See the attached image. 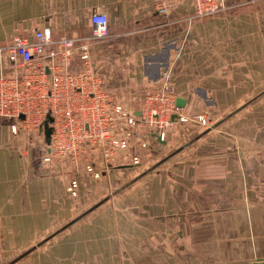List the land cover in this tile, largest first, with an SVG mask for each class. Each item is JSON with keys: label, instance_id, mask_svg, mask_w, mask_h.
Masks as SVG:
<instances>
[{"label": "crops", "instance_id": "crops-1", "mask_svg": "<svg viewBox=\"0 0 264 264\" xmlns=\"http://www.w3.org/2000/svg\"><path fill=\"white\" fill-rule=\"evenodd\" d=\"M161 4L165 13L157 11ZM97 6L108 17L103 49L137 95L156 90L167 76L185 99L184 112L210 108L222 116L211 131L197 128L182 152L162 154L141 180H127V195L119 191L112 202L89 199L98 185L87 173L77 197L67 194L68 169L41 166L40 146L24 148L11 119L0 116V264H186L181 237L167 238L169 221L188 220L185 204L196 200L190 207L196 213L227 209L249 186L264 183V0L200 18L192 0H0V45L20 20L50 26L55 38L87 36ZM197 216L223 224L230 243L224 255L234 257L227 264H248L249 226L258 240L263 220ZM153 226L166 231L154 247ZM251 256L264 259V252Z\"/></svg>", "mask_w": 264, "mask_h": 264}, {"label": "built area", "instance_id": "built-area-1", "mask_svg": "<svg viewBox=\"0 0 264 264\" xmlns=\"http://www.w3.org/2000/svg\"><path fill=\"white\" fill-rule=\"evenodd\" d=\"M192 1L193 16L200 18L256 0ZM165 9L161 4L157 11L165 13ZM89 22L87 36L55 38L50 26L20 20L0 45V116L11 119L10 131L23 139L24 148L40 146L41 166L68 169L72 177L64 190L71 197H77L83 174L95 179L109 166L121 164L120 152L130 164L137 163L130 146L148 143L145 134L136 136L140 125L151 130L157 117L164 113L174 117L182 109L176 105L178 94H170L174 89L167 76L159 88L135 99L137 86L127 74L119 73L116 58L103 49L110 38L103 7L93 8ZM196 120L208 122L205 115ZM165 136L161 123L158 137Z\"/></svg>", "mask_w": 264, "mask_h": 264}, {"label": "rangeland", "instance_id": "rangeland-1", "mask_svg": "<svg viewBox=\"0 0 264 264\" xmlns=\"http://www.w3.org/2000/svg\"><path fill=\"white\" fill-rule=\"evenodd\" d=\"M175 93L177 94V91H174L170 94L174 95ZM139 98L140 97L138 94L135 99L138 100ZM139 106L140 102L135 104L136 108ZM178 113L179 114L174 117H172L170 113H164L160 118L157 117L156 120L153 121L154 127L151 130L146 129V127L144 129V126L140 125V127L137 129L136 136L142 137L145 134V137L148 139V143L143 144L136 142L130 146V153L137 157V163L130 164L129 161L126 160L125 152H120L121 160L119 158L118 163L121 162V164L115 166L113 165V167L109 166L108 169L103 171L98 178H95L98 185V188L95 189L97 190V193L94 194L89 192V199H105L112 202L119 191L120 195H127L125 187L127 185V180L129 181L139 178L142 176L140 175L141 173L145 171H152L158 167L160 165L162 154L166 155L169 152H182L183 148L189 146L193 142V134L198 131L197 128L211 131L216 126V122L219 117L222 116V114L214 112V110H211L210 108L204 109L200 112H184L181 109V111H178ZM181 115L186 118L184 121L180 120ZM198 115H205L208 118L207 124H200L196 120ZM161 123L166 130V136L163 140L158 137V128ZM157 139L161 142H165L160 143ZM67 166L69 167V165ZM118 167H125L127 168L125 169L127 171H124L120 175L115 171L114 176H112V170ZM59 168L62 170V167ZM129 171L131 172L128 176L127 172ZM142 178L143 177L137 180H141ZM140 191L141 190H139V192L133 193L134 196L132 201L135 203L133 205L135 207L142 203V193ZM240 196V201L239 199H233L232 204L227 209L224 208V206L217 205V208L215 209L207 208V210L200 208L197 213L191 209L193 208L191 205L195 203L196 200H189L185 204L183 210L185 219L187 218L188 220L169 221L167 228V238L169 239L172 236L175 239L177 235L181 237L179 242L183 244L182 249H185L189 253L187 257H183V260L186 262V264H227L229 261L234 260V257L227 258L224 255L225 249L229 248L230 243L226 242L223 238V224L214 225V221H211V224L209 225L208 220H193L198 217L197 214H199L200 218L209 217V220L213 218L211 216H214V214L217 216V218L220 217V220H263L262 224L258 226V231L261 232V237H259L258 240L255 239L253 232H255L256 227L255 225H251L249 228H253V230L252 234H249L247 241L248 264H253V262L259 259L257 258L251 262L252 259H254V257L251 256L252 254L264 252V183H259L257 186L252 184V186H249V193H244ZM124 199H127V196ZM205 206H207V203H205ZM211 211L215 213L210 215L209 213H211ZM225 211L227 212L226 214ZM130 212H132L131 209ZM135 216L136 220H138L139 215L135 214ZM152 232L155 237V240L153 241V247L158 246L161 242L160 233L162 230L161 228H154L153 226ZM162 233L165 234L166 231L164 230Z\"/></svg>", "mask_w": 264, "mask_h": 264}, {"label": "water", "instance_id": "water-1", "mask_svg": "<svg viewBox=\"0 0 264 264\" xmlns=\"http://www.w3.org/2000/svg\"><path fill=\"white\" fill-rule=\"evenodd\" d=\"M184 104H185V99L184 98H181V97H177L176 98V105L177 106L183 107ZM49 131H50L49 128L45 129L46 140H48ZM253 264H264V259H257L255 262H253Z\"/></svg>", "mask_w": 264, "mask_h": 264}]
</instances>
